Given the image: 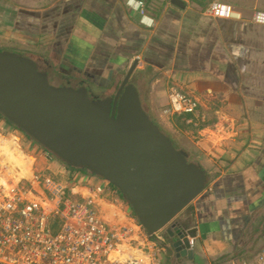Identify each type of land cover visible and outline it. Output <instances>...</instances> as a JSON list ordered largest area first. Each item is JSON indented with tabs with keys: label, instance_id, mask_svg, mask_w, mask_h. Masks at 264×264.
Returning <instances> with one entry per match:
<instances>
[{
	"label": "crops",
	"instance_id": "obj_1",
	"mask_svg": "<svg viewBox=\"0 0 264 264\" xmlns=\"http://www.w3.org/2000/svg\"><path fill=\"white\" fill-rule=\"evenodd\" d=\"M216 2L231 6V16L213 15ZM258 10L264 0H0V51L38 64L54 56L43 69L52 83L84 85L107 97L132 71L129 81L148 113L170 106L173 88L199 101L196 113L185 114L183 127L198 133L185 150L208 182L171 222L194 231V244L170 249L174 228L159 231L165 264H247L264 248V24L254 20ZM82 178L76 190L94 197L105 219L140 234L136 216L111 217L99 204L101 198L111 203L109 195Z\"/></svg>",
	"mask_w": 264,
	"mask_h": 264
},
{
	"label": "water",
	"instance_id": "obj_2",
	"mask_svg": "<svg viewBox=\"0 0 264 264\" xmlns=\"http://www.w3.org/2000/svg\"><path fill=\"white\" fill-rule=\"evenodd\" d=\"M130 71L114 95L55 85L30 56L0 51V114L67 165L85 169L123 195L152 237L208 182L204 168L146 110ZM170 249L190 248L184 228L170 230Z\"/></svg>",
	"mask_w": 264,
	"mask_h": 264
},
{
	"label": "built area",
	"instance_id": "obj_3",
	"mask_svg": "<svg viewBox=\"0 0 264 264\" xmlns=\"http://www.w3.org/2000/svg\"><path fill=\"white\" fill-rule=\"evenodd\" d=\"M210 10L221 17L233 12L231 6L219 2L213 3ZM254 20L264 24V10L256 11ZM169 99L168 111L172 113L198 111L199 101L177 88L171 89ZM40 158L49 165L57 161L48 150H42ZM49 165L39 170L33 162L32 177L39 180L36 187L25 177L14 179L16 183L8 181L9 188L0 183V264H165L159 258L162 249L159 232L151 237L138 223L140 234L135 235H141L143 241L142 248L135 247L132 226H119L105 219L94 197L76 190L77 176L62 180L48 173ZM99 178L105 186L93 188L96 193L116 190L112 197L115 202L108 201L114 205L126 202L116 187ZM123 244L129 251L142 253L141 256L125 255ZM193 244L191 238L190 245ZM247 264H264V248L255 262Z\"/></svg>",
	"mask_w": 264,
	"mask_h": 264
},
{
	"label": "rangeland",
	"instance_id": "obj_4",
	"mask_svg": "<svg viewBox=\"0 0 264 264\" xmlns=\"http://www.w3.org/2000/svg\"><path fill=\"white\" fill-rule=\"evenodd\" d=\"M35 56L38 57L37 55H35ZM46 59L53 61L55 59V57L52 55L51 56L49 55V57H47ZM46 59L43 57L40 58L39 65L43 69L47 68V66L49 64L46 61H44ZM53 83L56 85L60 84V82H58V81H54ZM102 92H104V91H97V93H100V94H102ZM168 107L161 109L160 112H158V113H149V114L156 116L154 120L158 124H160V127L162 128V130L167 135H169V136H171V138H173L172 140L175 141V145H177L178 148H182V149L186 148L187 149V148L192 147L194 144L192 142V140H195V141L198 140L197 129L192 128V127H190L188 129L187 127L185 128L181 124H179L180 121H178L174 117V115L178 114V113H172V112L168 111ZM146 108L148 109V107H146ZM0 135L3 136L5 139H7L9 142L15 144L16 147L19 148V151L21 150L20 152L22 154L29 157L30 160L32 161V167H33V162H34V167L39 169V170L44 169L49 165L47 162L45 163V161L41 160V158H40V153L42 151L41 147L36 142L31 140V138H28V137H26L25 134L21 133L20 130H18L14 126H11L10 124H8L5 121V119L2 117V115H0ZM179 138L181 140H179ZM50 166H52L53 168H52V171L50 170V171H48V173L57 177V178H60L62 180H64V179L72 180L74 176H77L79 178V180L81 177H83L82 181L84 182V184H86V185L88 184V186L90 185L93 188L97 187L98 185H101L102 187L105 186L104 181L102 179H100L99 177L96 178L95 175L90 176L89 172H79V171L69 169L70 166L67 165L66 163H64L63 161H61L59 163L57 161H55V163L51 164ZM29 179H30V181H32V183H34V186L35 185L38 186L37 184L39 183V180H37V179L34 180L33 177L29 178ZM0 183L2 184V181ZM85 191L86 190H83V192H85ZM113 191L114 192L110 191V189H109V190H105L103 192H104L105 196L107 194L109 195L108 196L109 200H113L112 197H115V195L117 194L116 190H113ZM99 204L103 205V207H105V206L107 207V205H106L107 203H104V201H102L101 199L99 201ZM116 204L119 207L117 209H119L120 211H122V210L129 211L131 216L135 217V214L133 213L131 207L129 206V204L127 202L120 201V203L116 202ZM112 205H114V204H112ZM102 210L106 211L103 208H102ZM117 217L119 218V216H117ZM128 221H130V220H128ZM135 234H137V233L134 232V234L133 233L131 234L132 240H133V238L135 239L134 241H132V244L135 247L142 248L141 239Z\"/></svg>",
	"mask_w": 264,
	"mask_h": 264
},
{
	"label": "bare ground",
	"instance_id": "obj_5",
	"mask_svg": "<svg viewBox=\"0 0 264 264\" xmlns=\"http://www.w3.org/2000/svg\"><path fill=\"white\" fill-rule=\"evenodd\" d=\"M20 151L15 144L9 142L7 139H5L3 136L0 135V182L2 181V184L4 185L5 188L10 187L8 181L14 179L19 181L23 177L32 178V174H33L32 161L30 160L29 157L22 154ZM101 200L104 201V203H107L106 204L107 207L105 206L103 207V209L104 210L110 209L109 215H111V217L116 218L117 216H119L120 220L125 219L123 215L124 213L126 216V220L127 221L130 220L129 217L127 216L126 211L124 210H122L123 212L120 211L119 209H117L118 207L112 205V203L106 202L105 200H103V198H101ZM121 247L124 248L125 255H129V254L134 255L137 253V252H133L134 251L133 249L129 251L127 246L124 247V244Z\"/></svg>",
	"mask_w": 264,
	"mask_h": 264
},
{
	"label": "trees",
	"instance_id": "obj_6",
	"mask_svg": "<svg viewBox=\"0 0 264 264\" xmlns=\"http://www.w3.org/2000/svg\"><path fill=\"white\" fill-rule=\"evenodd\" d=\"M186 113H184V114H175L174 115V117L178 120V121H180L179 122V124H181L182 126L184 125L183 124V122H185V120H186V115H185ZM1 115V114H0ZM8 122V121H7ZM9 123V122H8ZM10 124V123H9ZM11 126H14V125H12V124H10ZM16 129H18L16 126H14ZM19 130V129H18ZM20 132L21 133H23L21 130H20ZM23 134H25V133H23ZM26 135V134H25ZM26 137H28L27 135H26ZM28 138H30V137H28ZM81 170V169H80ZM83 170V169H82ZM84 171H87V170H84ZM122 196V195H121Z\"/></svg>",
	"mask_w": 264,
	"mask_h": 264
},
{
	"label": "clouds",
	"instance_id": "obj_7",
	"mask_svg": "<svg viewBox=\"0 0 264 264\" xmlns=\"http://www.w3.org/2000/svg\"><path fill=\"white\" fill-rule=\"evenodd\" d=\"M5 121H6V120H5ZM6 122H7V121H6ZM7 123H8V122H7ZM8 124H9V123H8ZM159 126H160V125H159ZM31 140H33L34 142H36L40 147L42 146V145H40L37 141H35L34 139L31 138ZM41 150H47V149L41 147ZM48 151H49V150H48ZM51 153H52V152H51ZM52 154H53V153H52ZM57 162H61V160L57 158ZM64 163H65V162H64ZM70 167H72V166H70ZM73 169H74L75 171H77V169L80 170V168H76V167H73ZM84 170H85V169H83V170L81 169L80 172H81V171H83V172H89V171H84ZM89 173L92 174V175H95V174H93V173H91V172H89ZM95 176H98V175H95ZM98 177H100V176H98ZM118 191H119V190H118ZM119 193H120V192H119ZM120 195H122V194L120 193ZM122 198L124 199L123 195H122ZM124 200H125V199H124ZM125 201H126V200H125ZM190 239H191V238H190ZM190 239H189V242H190Z\"/></svg>",
	"mask_w": 264,
	"mask_h": 264
},
{
	"label": "flooded vegetation",
	"instance_id": "obj_8",
	"mask_svg": "<svg viewBox=\"0 0 264 264\" xmlns=\"http://www.w3.org/2000/svg\"><path fill=\"white\" fill-rule=\"evenodd\" d=\"M39 65V64H38ZM39 67H40V65H39ZM41 68V67H40ZM42 70H43V68H41ZM91 93H92V91H90ZM93 95H95L94 93H92ZM42 147V146H41ZM43 148V147H42Z\"/></svg>",
	"mask_w": 264,
	"mask_h": 264
}]
</instances>
